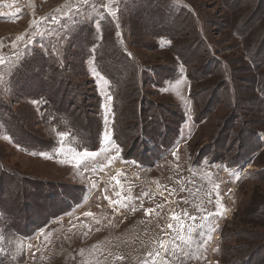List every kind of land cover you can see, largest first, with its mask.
Returning a JSON list of instances; mask_svg holds the SVG:
<instances>
[{
	"label": "rangeland",
	"instance_id": "obj_1",
	"mask_svg": "<svg viewBox=\"0 0 264 264\" xmlns=\"http://www.w3.org/2000/svg\"><path fill=\"white\" fill-rule=\"evenodd\" d=\"M60 1L33 0L35 8L27 13L17 0H0V95L7 101L13 98L10 108L26 116V126L41 136L44 125L39 121L37 105L20 101L11 93L9 74L33 50L60 55L63 30L72 18L65 19L69 22L65 27L58 20L77 9L73 0L60 10H51ZM128 1L104 0L88 8L86 16L105 10L115 18L118 42L135 58L140 71L154 81L142 88L146 98L167 109L178 108L186 123L177 141L154 166L143 167L133 158L125 159L124 150L110 135L107 81L91 58L85 66L87 79L80 80L79 94L87 97L94 90L102 97L104 131L98 151L84 156L85 152L65 143V135L57 134L56 148L43 155H30L16 148L9 138L0 137L3 166L36 182L53 184L58 204L70 205L66 214L50 219L25 239L22 264H264V121L249 127L258 131L260 146L248 161L243 162L245 156L241 154L239 160H233L236 167L213 163V155L206 152L224 143L219 141L212 147L211 138L216 127L222 123L226 126L230 108L222 102L205 121L192 123L194 109L188 98L191 84L185 69L176 63L179 76L162 82L152 74L154 69L168 68L171 58L167 44L158 41L159 47L153 49L151 39L132 37L138 30L127 29L125 21L116 19L120 3ZM172 4L189 9L195 17L209 49L202 62L235 58V41L232 31L223 26L227 11L220 0H172ZM204 88L201 86L200 91ZM233 120H237L236 130L249 122L244 116ZM229 145L232 147L231 142ZM139 146L137 140L131 145L136 152ZM239 148L235 144L229 158ZM45 196L36 201L38 206ZM76 200L79 203L74 204ZM146 210L151 211L146 214Z\"/></svg>",
	"mask_w": 264,
	"mask_h": 264
},
{
	"label": "trees",
	"instance_id": "obj_2",
	"mask_svg": "<svg viewBox=\"0 0 264 264\" xmlns=\"http://www.w3.org/2000/svg\"><path fill=\"white\" fill-rule=\"evenodd\" d=\"M220 2L227 11L223 26L232 31L231 38L235 41L232 49L236 50V56L227 62L212 58L209 64L201 61L209 49L199 34L195 17L189 9L175 7L172 0L121 2L116 19L125 21L127 29L138 30V35L135 32L132 37L144 35L151 39L153 49L159 47L158 41L167 44L170 64H166L168 68L154 69L152 74L162 82L179 76L176 63L185 69L191 84L188 98L194 109L192 123L205 121L209 112L222 102L230 108L226 126L222 123L216 127L211 138L212 147L219 141L224 143L206 153L213 155L215 164L236 167L233 160L244 155L243 162L248 161L260 146L258 131L249 127L264 121V0ZM88 8L83 9L86 11L82 15L75 14L71 23L62 21L61 26L67 23L70 26L62 31L64 44L58 51L60 55L33 50L10 70L11 93L18 95L20 101L37 105L43 135L31 132L24 123L26 116L10 108L13 98L7 101L0 95V137L9 138L16 148L30 155L56 148L57 134L65 135V143L75 151H98L104 131L103 100L94 90L87 97L79 94L81 78L87 79L86 63L93 58L97 72L107 81L113 142L124 150L125 159L133 158L143 167H152L177 141L186 117L176 107L167 109L146 98L142 88H148L154 81L140 71L135 58L118 42L115 18L105 10L87 17ZM201 86L205 90L200 91ZM243 116L249 122L236 130L237 120L233 119ZM229 121L232 122L227 127ZM134 140L140 145L139 152L131 147ZM235 144L240 148L231 159ZM52 187L53 184L36 182L0 163V264H22L26 256L25 239L45 227L50 219L70 210L67 203L58 204ZM40 196L45 199L38 206ZM43 208L45 211L40 214Z\"/></svg>",
	"mask_w": 264,
	"mask_h": 264
},
{
	"label": "crops",
	"instance_id": "obj_3",
	"mask_svg": "<svg viewBox=\"0 0 264 264\" xmlns=\"http://www.w3.org/2000/svg\"><path fill=\"white\" fill-rule=\"evenodd\" d=\"M60 1V0H57V2ZM71 1L73 0H62L60 1V3H58V5H56L55 7H53L51 10L53 9H57V10H60L62 8V6H67ZM75 2V5L73 6V3H71V5L73 6V8L77 5V9L74 10V11H67V13H70L68 15H63L61 16V18L58 20L59 22L62 23L63 20L67 19V18H72L75 14H81V11H83L82 9H86V7H89V8H92L94 6L97 5V3L102 4L104 3V0H102L101 2L99 0H74ZM17 4L18 6L20 5L21 7H23L24 10H26L27 13H29L30 10L34 9L35 8V3L33 2V0H17ZM71 6V7H72ZM61 7V8H60ZM101 8L103 6H100ZM72 9V8H71ZM104 9V8H103ZM105 11H103L102 13H100V15L98 16L99 18L102 17V15L104 14ZM107 13L108 15L111 16V14L109 12H105ZM97 23V22H95Z\"/></svg>",
	"mask_w": 264,
	"mask_h": 264
},
{
	"label": "snow or ice",
	"instance_id": "obj_4",
	"mask_svg": "<svg viewBox=\"0 0 264 264\" xmlns=\"http://www.w3.org/2000/svg\"><path fill=\"white\" fill-rule=\"evenodd\" d=\"M105 140L107 141L108 140V136L106 135L105 136ZM41 155H43V154H41ZM82 155H84V156H89V155H91L90 153H88V152H85V153H83ZM151 210H146V214L148 213V212H150ZM86 215H91L90 213H88V214H86ZM174 219H175V217H173Z\"/></svg>",
	"mask_w": 264,
	"mask_h": 264
},
{
	"label": "bare ground",
	"instance_id": "obj_5",
	"mask_svg": "<svg viewBox=\"0 0 264 264\" xmlns=\"http://www.w3.org/2000/svg\"><path fill=\"white\" fill-rule=\"evenodd\" d=\"M124 199H125V197H124ZM132 200V199H131ZM151 204H153V203H151ZM146 208V207H145ZM152 208V207H151ZM156 209V208H155ZM134 210V209H133ZM128 211V210H127ZM156 211V210H155ZM131 215V214H130ZM144 219V218H143ZM120 223V222H119ZM117 237V236H116ZM130 240V239H129Z\"/></svg>",
	"mask_w": 264,
	"mask_h": 264
}]
</instances>
